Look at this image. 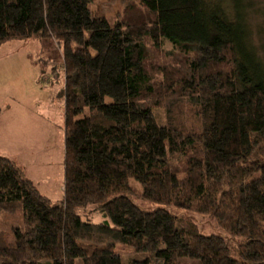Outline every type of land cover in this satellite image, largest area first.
<instances>
[{"label": "trees", "instance_id": "obj_1", "mask_svg": "<svg viewBox=\"0 0 264 264\" xmlns=\"http://www.w3.org/2000/svg\"><path fill=\"white\" fill-rule=\"evenodd\" d=\"M92 2L0 0V45L61 46L65 136L57 202L0 155V215L24 217L0 264H264V6L127 0L111 23ZM172 205L244 237L239 258Z\"/></svg>", "mask_w": 264, "mask_h": 264}, {"label": "rangeland", "instance_id": "obj_2", "mask_svg": "<svg viewBox=\"0 0 264 264\" xmlns=\"http://www.w3.org/2000/svg\"><path fill=\"white\" fill-rule=\"evenodd\" d=\"M126 4L127 0H93L91 3V8L95 13L106 15L109 21L113 23L117 14L125 8ZM259 4L264 6V0H260ZM257 21H261L264 25V14L256 16L253 22L256 23ZM62 66L63 57L61 53V46L55 39L28 38L7 41L0 45V94H2L1 96H5L18 90L21 92L23 97H27L31 95L34 96L37 92L43 91V94H41L43 103L48 102L51 105L50 109L55 112L56 109H59L58 105L62 98V92L64 91V72ZM52 67H55L57 70L56 73L52 72ZM37 76L44 86H46V83L44 82L49 81V86L51 87L49 89H41V85L36 84ZM45 76H48L50 80H46ZM15 87H18V89L14 90ZM37 102L38 100L28 101L30 106H27L26 109L31 111L35 110ZM55 133L60 137V140L57 137L52 138L53 147L50 150L53 154L52 157L54 163L51 166L54 168L56 167V171L57 168H60L59 174L62 176L64 174L62 162L64 159L63 152L65 146V136L61 128L56 130ZM16 164L23 169V164L19 162ZM26 165L28 170L30 169V165H40L45 170L43 175L47 176L52 174L48 170V164H30L29 162ZM26 173H28V171ZM31 174L34 176L33 173H30V175ZM34 178L37 181L39 188H41L43 191H48L44 188L43 184H40L36 176H34ZM34 184L36 185L35 182ZM50 193L54 198L51 196L48 197H50L53 202H57L63 197V193L61 192ZM130 195L134 202L146 210H153L160 206L155 202L144 199L137 193H130ZM93 206L94 204H89L86 208L89 209ZM167 209L175 214L191 217L197 223L198 230L201 234H213L224 237L229 243L232 256L239 258L236 248L238 244L244 241V237L229 235L222 227L212 220L207 213L197 212L178 205L168 206ZM85 214L87 215L84 216V218L87 217L93 222H101L106 219L105 216L99 212H88ZM14 224L24 227V217L22 210L18 209L12 212L3 211L0 215V233L5 235L6 241L10 246L15 245L16 237L13 230ZM116 249L120 252H129L133 250L131 246L127 245H118ZM180 260L186 262L187 264H201L199 260L190 259L188 257H180ZM76 264H81V260L78 259Z\"/></svg>", "mask_w": 264, "mask_h": 264}, {"label": "crops", "instance_id": "obj_3", "mask_svg": "<svg viewBox=\"0 0 264 264\" xmlns=\"http://www.w3.org/2000/svg\"><path fill=\"white\" fill-rule=\"evenodd\" d=\"M62 68L64 72V67L62 66ZM56 71L55 67H52V72L56 73ZM45 78L50 80L48 76H45ZM36 79V84L41 85V89L51 87L49 81H45L46 86H44L38 76ZM15 89H18V87H15ZM41 94H43V91L37 92L34 96L23 97L18 90L5 96L0 94V154L9 157L16 163L23 164V169H21L24 170L25 176L35 182L39 188L34 178L36 176L40 184H43L48 191H43L41 188L39 190L43 194L54 198L50 192L63 193L64 186V174L61 176L59 174L60 168H57L56 171V167L51 166L54 162L50 150L53 147L52 138L57 137L60 140L55 131L61 128L64 134V91L58 105L59 109H56L55 112L50 109L51 105L48 102L43 103ZM27 99L28 101L38 100L35 110L26 109L27 106H30ZM23 162L26 164L29 162L30 164H48V170L52 174L43 175L45 170L40 165H30L28 170L27 165ZM62 163L64 173V159ZM27 171L28 173H26ZM30 173H33L34 176Z\"/></svg>", "mask_w": 264, "mask_h": 264}]
</instances>
